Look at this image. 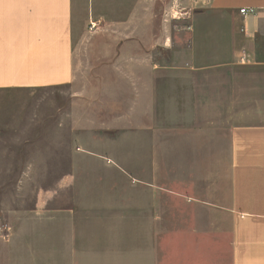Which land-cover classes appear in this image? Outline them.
Returning <instances> with one entry per match:
<instances>
[{"label": "crops", "instance_id": "crops-1", "mask_svg": "<svg viewBox=\"0 0 264 264\" xmlns=\"http://www.w3.org/2000/svg\"><path fill=\"white\" fill-rule=\"evenodd\" d=\"M90 24L121 61L88 132L64 93L27 166L62 174L19 179L40 188L0 210V264H264V0H0V104L75 90Z\"/></svg>", "mask_w": 264, "mask_h": 264}, {"label": "rangeland", "instance_id": "rangeland-1", "mask_svg": "<svg viewBox=\"0 0 264 264\" xmlns=\"http://www.w3.org/2000/svg\"><path fill=\"white\" fill-rule=\"evenodd\" d=\"M89 13L92 18V11ZM97 29H99L97 25L86 26L80 41L76 43L78 46L75 62L78 73L75 90L73 85L69 86V89L60 88L62 94L55 92L54 100L57 101H41L36 98L33 101H2L0 104V210L9 209L13 205L25 206L35 200L32 192L40 187L24 184L19 188L21 190L17 191L19 179L30 177L47 184L62 174V171L57 169L41 170L27 166H30L29 162L35 160L36 156H41L33 154L35 151L45 145H51L52 140L48 136L50 133L55 134L59 123L58 116L65 112H73L72 101H61L65 92L72 95L75 92L81 93L83 133L89 131L90 85L93 83L94 87L104 88L106 77L109 76L110 81L113 77L112 74H96L95 67L106 65L107 61L110 65L115 64V61H121L91 57L95 50L107 48L103 38L105 39L108 32ZM49 156L56 159L58 155ZM26 190L29 191L28 194Z\"/></svg>", "mask_w": 264, "mask_h": 264}, {"label": "built area", "instance_id": "built-area-1", "mask_svg": "<svg viewBox=\"0 0 264 264\" xmlns=\"http://www.w3.org/2000/svg\"><path fill=\"white\" fill-rule=\"evenodd\" d=\"M240 13L242 15H252V14H256L257 13V9L255 7H244L240 9ZM247 56L246 54H244L243 60H246ZM5 225L0 223V236H4L5 235Z\"/></svg>", "mask_w": 264, "mask_h": 264}]
</instances>
